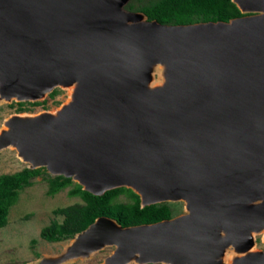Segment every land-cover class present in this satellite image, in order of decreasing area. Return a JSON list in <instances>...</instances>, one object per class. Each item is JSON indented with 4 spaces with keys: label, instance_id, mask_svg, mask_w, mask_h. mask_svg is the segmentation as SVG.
<instances>
[{
    "label": "water",
    "instance_id": "1",
    "mask_svg": "<svg viewBox=\"0 0 264 264\" xmlns=\"http://www.w3.org/2000/svg\"><path fill=\"white\" fill-rule=\"evenodd\" d=\"M129 2L0 0V104L71 88L55 110L6 118L0 153L96 195L127 187L142 207L185 202L155 223L97 217L60 264L105 249L102 264H264L261 251L226 256L242 213L264 226V0L191 24Z\"/></svg>",
    "mask_w": 264,
    "mask_h": 264
},
{
    "label": "trees",
    "instance_id": "2",
    "mask_svg": "<svg viewBox=\"0 0 264 264\" xmlns=\"http://www.w3.org/2000/svg\"><path fill=\"white\" fill-rule=\"evenodd\" d=\"M135 1H130L126 8L142 11L147 14L149 20H157L162 24L229 21L244 15L233 0H139V4ZM59 91V89L53 90L50 97H55ZM46 101H36L31 104ZM26 102H17L19 112L25 109ZM44 173L48 174L49 195L53 196L70 187L69 194L79 196L84 201L54 209V213L63 216V219H53L41 229L40 233L43 239L50 242L73 238L76 233L87 228L100 216L112 217L123 226L155 223L174 217L180 206L175 202H162L142 207L139 194L131 188L119 187L103 195H96L84 190L70 177L51 176L45 167L35 169L25 167L13 173L0 174V228L7 224L10 210L17 203L21 190L32 185L34 178ZM122 193L127 194L131 201H118V196Z\"/></svg>",
    "mask_w": 264,
    "mask_h": 264
},
{
    "label": "rangeland",
    "instance_id": "3",
    "mask_svg": "<svg viewBox=\"0 0 264 264\" xmlns=\"http://www.w3.org/2000/svg\"><path fill=\"white\" fill-rule=\"evenodd\" d=\"M135 3L139 4L140 1L136 0ZM55 89L60 90L55 97H50V92L44 99L37 100H47L45 103L31 104V101H27L25 109L20 112L17 101L1 103L0 128L3 126L5 119L12 114L38 113L43 110L52 111L59 108L69 99L70 90L60 86L55 87L53 90ZM25 167H27V163L18 157L16 150L5 149L0 153V174L13 173ZM47 172L53 176L48 170ZM47 175L44 173L35 177L32 185L21 190L17 203L10 210L7 224L0 228V264H29L37 261L42 255L63 252L66 244L70 242V239L50 242L44 240L40 235L41 229L53 219H63V216L54 213L55 208L83 202L81 197L69 194L70 187L59 191L53 196L49 195ZM130 200L131 198L125 193L118 197V201ZM175 203L180 204L176 210L177 216L186 212L184 201ZM261 244L260 241L258 246L261 247ZM111 251V249H105L94 254L91 258L79 259L70 264H102L104 258ZM230 253L231 250L227 252V255L230 256Z\"/></svg>",
    "mask_w": 264,
    "mask_h": 264
},
{
    "label": "flooded vegetation",
    "instance_id": "4",
    "mask_svg": "<svg viewBox=\"0 0 264 264\" xmlns=\"http://www.w3.org/2000/svg\"><path fill=\"white\" fill-rule=\"evenodd\" d=\"M121 202H123V201H121ZM125 202H128V201H125ZM186 212H187V210H186ZM182 214H184V213H182ZM244 214H245L246 218H243ZM175 216H177V215H175ZM241 216H242V221L245 223V225L241 226L242 228L239 229L238 231H236L234 234V237L232 240L233 244L229 248V250H231L230 256H228L226 253L228 260L230 258H235V257L249 256L251 253H253V251L264 252V244H263L264 243V226H262L261 223H258L254 226L253 221L251 220L248 211H246V213H242ZM257 226H259V227H257ZM260 241L262 242L261 247L258 246ZM150 264H155V263H150Z\"/></svg>",
    "mask_w": 264,
    "mask_h": 264
},
{
    "label": "bare ground",
    "instance_id": "5",
    "mask_svg": "<svg viewBox=\"0 0 264 264\" xmlns=\"http://www.w3.org/2000/svg\"><path fill=\"white\" fill-rule=\"evenodd\" d=\"M69 90H71V88H69ZM71 247H72V244H71V242H69L68 244H66L63 252L57 253V254L45 255L44 259L46 260V264H60L61 260L65 261L66 257L71 255V250H72ZM79 259H82V258L79 257L77 260H79ZM77 260H75V261H77ZM75 261H68V262H64L63 264H70V263L75 262Z\"/></svg>",
    "mask_w": 264,
    "mask_h": 264
}]
</instances>
